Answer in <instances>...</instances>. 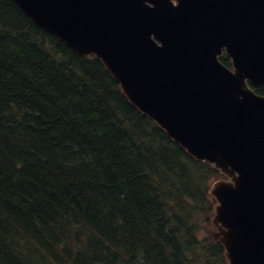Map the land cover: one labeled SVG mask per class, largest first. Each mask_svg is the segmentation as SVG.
Returning a JSON list of instances; mask_svg holds the SVG:
<instances>
[{"label":"trees","instance_id":"1","mask_svg":"<svg viewBox=\"0 0 264 264\" xmlns=\"http://www.w3.org/2000/svg\"><path fill=\"white\" fill-rule=\"evenodd\" d=\"M220 177L99 58L0 0V264H226Z\"/></svg>","mask_w":264,"mask_h":264},{"label":"water","instance_id":"2","mask_svg":"<svg viewBox=\"0 0 264 264\" xmlns=\"http://www.w3.org/2000/svg\"><path fill=\"white\" fill-rule=\"evenodd\" d=\"M80 55L214 181L211 238L227 264H264V0H14ZM225 49L233 69L218 60Z\"/></svg>","mask_w":264,"mask_h":264}]
</instances>
